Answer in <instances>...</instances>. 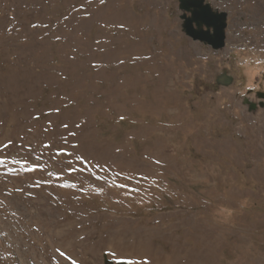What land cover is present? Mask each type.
Instances as JSON below:
<instances>
[{"label": "rangeland", "instance_id": "obj_1", "mask_svg": "<svg viewBox=\"0 0 264 264\" xmlns=\"http://www.w3.org/2000/svg\"><path fill=\"white\" fill-rule=\"evenodd\" d=\"M207 1L220 49L179 0H0V264H264V0Z\"/></svg>", "mask_w": 264, "mask_h": 264}, {"label": "water", "instance_id": "obj_2", "mask_svg": "<svg viewBox=\"0 0 264 264\" xmlns=\"http://www.w3.org/2000/svg\"><path fill=\"white\" fill-rule=\"evenodd\" d=\"M179 8L182 11V30L193 40L211 45L214 49L223 48L226 44L227 12L215 8L207 0H179ZM234 80L227 69L216 76L219 85H230ZM260 101L255 102L245 98L244 103L249 110H255L259 106L264 107V91L257 93ZM106 264H114L106 259ZM116 264H127L125 261Z\"/></svg>", "mask_w": 264, "mask_h": 264}, {"label": "bare ground", "instance_id": "obj_3", "mask_svg": "<svg viewBox=\"0 0 264 264\" xmlns=\"http://www.w3.org/2000/svg\"><path fill=\"white\" fill-rule=\"evenodd\" d=\"M29 62L30 61H28V59L25 61L26 70L27 71L29 69ZM13 72H12V70H8L7 71V69L2 70V68H0V73L3 74L2 77L4 78L3 79L4 80L3 82H5L8 86L9 85L12 86L11 91H9L12 94H8L9 95L8 100L10 99L11 101H15L16 102L19 99V97L22 96V95H24L25 98H27L29 96V92L28 91H19V90L13 89V88H19L17 86V83L19 81V78H16ZM12 76H14V78ZM27 78H29V74H27L23 79H21L20 82H19V84L25 82L27 80ZM0 83H1V81H0ZM11 84H13V85H11ZM16 97H18V98H16Z\"/></svg>", "mask_w": 264, "mask_h": 264}, {"label": "flooded vegetation", "instance_id": "obj_4", "mask_svg": "<svg viewBox=\"0 0 264 264\" xmlns=\"http://www.w3.org/2000/svg\"><path fill=\"white\" fill-rule=\"evenodd\" d=\"M263 8H264V7H263ZM222 10L227 12V27H226V30H227V28H228V26H229V22H231V20H233L234 18L238 17L239 11L236 10V12H237L238 14L233 15V14H232V11L229 10L228 7H224ZM259 101H260V100H259Z\"/></svg>", "mask_w": 264, "mask_h": 264}]
</instances>
